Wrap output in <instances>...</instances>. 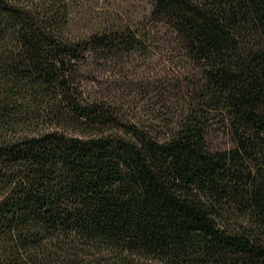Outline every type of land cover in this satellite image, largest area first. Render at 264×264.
I'll list each match as a JSON object with an SVG mask.
<instances>
[{
  "label": "trees",
  "instance_id": "trees-1",
  "mask_svg": "<svg viewBox=\"0 0 264 264\" xmlns=\"http://www.w3.org/2000/svg\"><path fill=\"white\" fill-rule=\"evenodd\" d=\"M79 1L0 0V264H264V0Z\"/></svg>",
  "mask_w": 264,
  "mask_h": 264
},
{
  "label": "rangeland",
  "instance_id": "rangeland-1",
  "mask_svg": "<svg viewBox=\"0 0 264 264\" xmlns=\"http://www.w3.org/2000/svg\"><path fill=\"white\" fill-rule=\"evenodd\" d=\"M78 5L76 9L80 10L82 16L77 15L74 23L82 30H89L98 24L104 26L115 16L120 22L135 23L150 8L147 2L138 0H80ZM85 15L87 18L84 19Z\"/></svg>",
  "mask_w": 264,
  "mask_h": 264
}]
</instances>
